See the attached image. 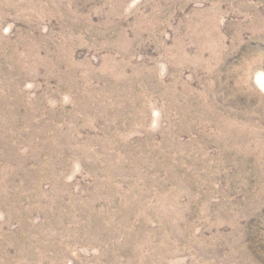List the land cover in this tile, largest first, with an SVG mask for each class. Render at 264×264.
<instances>
[{"label":"rangeland","instance_id":"rangeland-1","mask_svg":"<svg viewBox=\"0 0 264 264\" xmlns=\"http://www.w3.org/2000/svg\"><path fill=\"white\" fill-rule=\"evenodd\" d=\"M264 0H0V264H264Z\"/></svg>","mask_w":264,"mask_h":264},{"label":"bare ground","instance_id":"bare-ground-1","mask_svg":"<svg viewBox=\"0 0 264 264\" xmlns=\"http://www.w3.org/2000/svg\"><path fill=\"white\" fill-rule=\"evenodd\" d=\"M262 82H263V84H264V78H263V81H262Z\"/></svg>","mask_w":264,"mask_h":264}]
</instances>
